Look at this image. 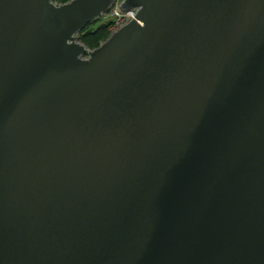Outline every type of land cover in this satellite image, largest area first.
Wrapping results in <instances>:
<instances>
[{
  "label": "water",
  "instance_id": "1",
  "mask_svg": "<svg viewBox=\"0 0 264 264\" xmlns=\"http://www.w3.org/2000/svg\"><path fill=\"white\" fill-rule=\"evenodd\" d=\"M0 0V264H264V0Z\"/></svg>",
  "mask_w": 264,
  "mask_h": 264
},
{
  "label": "trees",
  "instance_id": "2",
  "mask_svg": "<svg viewBox=\"0 0 264 264\" xmlns=\"http://www.w3.org/2000/svg\"><path fill=\"white\" fill-rule=\"evenodd\" d=\"M60 1L64 3L70 0ZM98 20L99 18L91 21L81 30H85L81 38L89 48L98 47L111 34V31L109 30L111 21L98 23Z\"/></svg>",
  "mask_w": 264,
  "mask_h": 264
},
{
  "label": "built area",
  "instance_id": "3",
  "mask_svg": "<svg viewBox=\"0 0 264 264\" xmlns=\"http://www.w3.org/2000/svg\"><path fill=\"white\" fill-rule=\"evenodd\" d=\"M135 14L136 11L134 9H130L127 11L122 10L118 1L115 7L112 8L109 12V15L111 16L110 28L112 29V31L118 29L120 26L131 20L135 16Z\"/></svg>",
  "mask_w": 264,
  "mask_h": 264
},
{
  "label": "rangeland",
  "instance_id": "4",
  "mask_svg": "<svg viewBox=\"0 0 264 264\" xmlns=\"http://www.w3.org/2000/svg\"><path fill=\"white\" fill-rule=\"evenodd\" d=\"M116 4H117V1L113 3V5L110 7V9H109L107 12L111 11V9L114 8ZM110 19H111V16H110L108 13H105V14L101 15V17H99L98 23H99V22H100V23H102V22H108V21H110ZM98 23H97V24H98ZM97 24H96V25H97ZM110 25H111V24H110ZM109 30H110V31L112 30V29L110 28V26H109Z\"/></svg>",
  "mask_w": 264,
  "mask_h": 264
},
{
  "label": "flooded vegetation",
  "instance_id": "5",
  "mask_svg": "<svg viewBox=\"0 0 264 264\" xmlns=\"http://www.w3.org/2000/svg\"><path fill=\"white\" fill-rule=\"evenodd\" d=\"M116 1H117V2L119 1V4H120V6H121V3H122L123 0H114V2H116ZM114 2H113V3H114ZM113 3H112V5H113ZM112 5H111V6H112ZM109 12H110V11H109ZM109 12H107V13L109 14ZM112 32H113V31L111 30V33H112Z\"/></svg>",
  "mask_w": 264,
  "mask_h": 264
}]
</instances>
